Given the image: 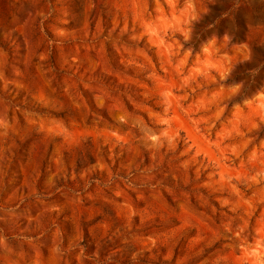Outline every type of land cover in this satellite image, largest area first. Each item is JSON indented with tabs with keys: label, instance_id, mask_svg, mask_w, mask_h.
<instances>
[{
	"label": "rangeland",
	"instance_id": "374dc122",
	"mask_svg": "<svg viewBox=\"0 0 264 264\" xmlns=\"http://www.w3.org/2000/svg\"><path fill=\"white\" fill-rule=\"evenodd\" d=\"M262 87L264 0H0V264H264Z\"/></svg>",
	"mask_w": 264,
	"mask_h": 264
},
{
	"label": "clouds",
	"instance_id": "9594fccd",
	"mask_svg": "<svg viewBox=\"0 0 264 264\" xmlns=\"http://www.w3.org/2000/svg\"><path fill=\"white\" fill-rule=\"evenodd\" d=\"M209 27H211V25ZM223 36L228 38V39H231V37L229 36L228 33H224ZM242 87H243V85H242ZM259 96H264V87H262L258 91H256V93L254 94V96L252 98L259 97Z\"/></svg>",
	"mask_w": 264,
	"mask_h": 264
},
{
	"label": "trees",
	"instance_id": "16d2710c",
	"mask_svg": "<svg viewBox=\"0 0 264 264\" xmlns=\"http://www.w3.org/2000/svg\"><path fill=\"white\" fill-rule=\"evenodd\" d=\"M236 33V30H235V27L232 29V32L231 34H235ZM238 72H243V70L241 68H239V70L237 71Z\"/></svg>",
	"mask_w": 264,
	"mask_h": 264
}]
</instances>
